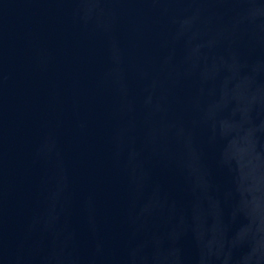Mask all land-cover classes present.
<instances>
[{"label":"water","instance_id":"water-1","mask_svg":"<svg viewBox=\"0 0 264 264\" xmlns=\"http://www.w3.org/2000/svg\"><path fill=\"white\" fill-rule=\"evenodd\" d=\"M0 264H264V0H0Z\"/></svg>","mask_w":264,"mask_h":264}]
</instances>
